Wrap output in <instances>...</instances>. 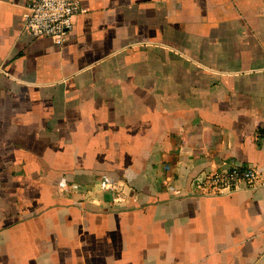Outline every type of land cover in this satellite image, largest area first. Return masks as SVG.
Instances as JSON below:
<instances>
[{
  "label": "crops",
  "instance_id": "0c3cea01",
  "mask_svg": "<svg viewBox=\"0 0 264 264\" xmlns=\"http://www.w3.org/2000/svg\"><path fill=\"white\" fill-rule=\"evenodd\" d=\"M29 1L0 0V264H264V180L192 187L264 172V0H80L62 45Z\"/></svg>",
  "mask_w": 264,
  "mask_h": 264
},
{
  "label": "built area",
  "instance_id": "2783aa9c",
  "mask_svg": "<svg viewBox=\"0 0 264 264\" xmlns=\"http://www.w3.org/2000/svg\"><path fill=\"white\" fill-rule=\"evenodd\" d=\"M87 12L80 0H30L23 11L24 29L35 37H48L62 45L73 29L75 18ZM262 180L264 172L252 165L232 164L217 171L203 172L195 177L193 192L203 195L230 194L253 189ZM264 184V183H263ZM63 185L62 188H66ZM103 188L112 195L115 206H125L136 194L123 181L104 182ZM135 197V196H134Z\"/></svg>",
  "mask_w": 264,
  "mask_h": 264
}]
</instances>
